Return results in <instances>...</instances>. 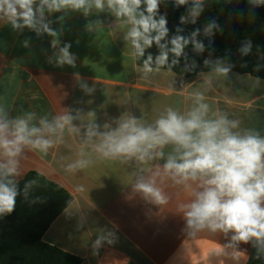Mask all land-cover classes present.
<instances>
[{
  "label": "crops",
  "instance_id": "obj_1",
  "mask_svg": "<svg viewBox=\"0 0 264 264\" xmlns=\"http://www.w3.org/2000/svg\"><path fill=\"white\" fill-rule=\"evenodd\" d=\"M103 5L98 9L88 0L79 9L56 10L34 0L32 27L24 24L19 5L18 27L0 12V124L7 125L2 138L15 140L23 120L29 131L39 129L29 141H51L47 149L21 142L15 156L0 147V165L15 167L10 175L17 182L37 172L73 197L43 241L81 264H264V245L255 238L244 243L232 240L234 230L188 227L190 209L184 206L204 190L203 180L176 183L180 177L174 180L164 169L170 156L182 162L183 148L169 142L149 150L152 158L144 161L139 153L105 157L98 151L104 134L130 119L155 130L169 109L189 119L201 104L208 106L201 109L203 120L224 117L238 122L232 133L264 139V80L224 67L190 78L155 68L145 73L131 39H125L133 25L117 17L107 0ZM66 45L71 65L60 63ZM64 116L70 122L57 128ZM138 183L159 189L166 203L139 191Z\"/></svg>",
  "mask_w": 264,
  "mask_h": 264
},
{
  "label": "clouds",
  "instance_id": "obj_2",
  "mask_svg": "<svg viewBox=\"0 0 264 264\" xmlns=\"http://www.w3.org/2000/svg\"><path fill=\"white\" fill-rule=\"evenodd\" d=\"M33 2L34 0H0V12H4L13 26L18 27L16 5H19L21 9H24L20 13L24 24L32 27L31 5ZM87 2L88 0H51L49 3V0H41L42 5L46 4L50 9L56 10L69 5L79 9ZM94 2L96 8L103 9V0H94ZM107 2L108 7L115 11L117 17L126 16L133 25L125 39H131L135 56L143 57L145 50L151 48L153 43L160 48V53L155 57L157 66L155 71H159L160 67L167 64L169 51L176 57L181 56L184 45L188 43L183 37H174L171 40L172 47L167 51L165 50L167 45L160 43L168 29L165 27L164 17H161L158 22L153 19L158 8V0H107ZM142 2L146 4L145 11L148 15L141 12L140 18L137 19L135 13ZM177 2L184 4L186 0H177ZM196 14L194 11L193 15ZM44 30L55 35L47 25H44ZM153 31L156 32L155 36L151 35ZM196 47L202 49L203 46L197 44ZM67 48L66 45L61 49L63 55L60 63L66 62L71 65L73 60ZM152 63L153 56L149 53L143 61L145 73L153 72ZM176 63L178 61L174 59L172 64ZM218 71H226V69H218ZM207 108L206 104H201L199 109L189 114V119H184L169 109L166 118L161 117L156 121L155 130L151 127H138L136 120L130 119L122 123L114 132L104 134L105 139L98 151H101L105 157L123 155L131 158L139 153L137 158L144 161L146 156L149 159L152 158L149 156V150L174 142L184 149L180 155L182 162L177 163L176 159L170 156L164 164L165 172H171L174 180L179 176L180 180H176V183L189 179L203 180L201 187H204V190L196 193V200L193 203L184 206L190 209L185 213L188 227L196 229L207 227L212 231L219 229L225 233L234 230L236 235L232 237L233 241L247 243L250 238H255L257 242L264 245V207H261L264 203V161H262L264 139L252 134L241 137L238 133H232L230 127H237L238 122L228 121L224 117L215 121L203 120L202 115ZM70 120L69 116L59 117L56 127L63 129ZM6 127V124H0V147H3L9 156H15L19 152L20 149L17 146L21 142L32 143L34 147L43 149L51 147V141L48 140L29 141L27 136L37 133L39 129L32 128L29 131L23 120L17 122L15 140L9 141L2 138ZM194 131L195 136L192 135ZM89 134L95 135L91 131ZM157 155L162 156L163 153L160 152ZM9 164H13V161H9ZM4 168L5 165H0V169ZM13 172L15 167H7L3 174L7 176ZM204 177L208 178L204 179ZM136 188L152 196L156 203H166L160 190L151 184L138 183ZM15 195L13 188L0 183V213H10L13 210Z\"/></svg>",
  "mask_w": 264,
  "mask_h": 264
},
{
  "label": "trees",
  "instance_id": "obj_3",
  "mask_svg": "<svg viewBox=\"0 0 264 264\" xmlns=\"http://www.w3.org/2000/svg\"><path fill=\"white\" fill-rule=\"evenodd\" d=\"M145 9L142 2L135 13L137 19L141 12L148 15ZM161 17L168 29L160 42L167 45L166 51L171 49V40L176 36L188 43L180 57L169 51L168 62L160 69L190 78L224 67L264 80V0H204L184 4L158 1L153 19L158 22ZM197 44L202 49H197ZM149 53L153 56L151 66L156 69L155 57L160 48L155 43L145 50L143 57L135 56L136 63L143 67ZM174 59L178 61L175 65ZM5 171L0 169V183L13 188L16 195L13 210L0 213V264H81L79 257L43 241L45 232L73 197L37 172H30L17 182L11 175L5 176Z\"/></svg>",
  "mask_w": 264,
  "mask_h": 264
}]
</instances>
